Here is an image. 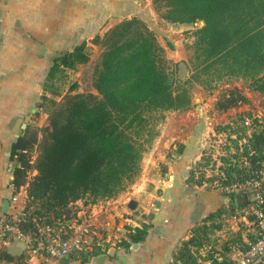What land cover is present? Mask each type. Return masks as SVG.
<instances>
[{
  "label": "trees",
  "instance_id": "16d2710c",
  "mask_svg": "<svg viewBox=\"0 0 264 264\" xmlns=\"http://www.w3.org/2000/svg\"><path fill=\"white\" fill-rule=\"evenodd\" d=\"M153 5L168 22L194 24L191 73L184 83L176 85L166 47L139 16L125 18L53 57L39 104L49 113V124L26 126L11 153L19 162L14 185L27 184L17 225L33 242L46 241L47 235L52 241L48 226L80 222L74 207L78 200L94 205L117 197L135 182L144 151L159 134L167 111L191 107L186 83L213 92L223 82L241 78L252 90L264 92V0H153ZM89 42L101 49L92 80L96 92L81 90L80 81L70 80L68 72L91 60ZM248 101L235 87L218 99L217 108L227 110ZM215 131L226 135L228 142L214 162L204 152L203 166L215 169L205 180L222 189L230 204L192 227L174 255L180 264H203L213 255L210 249L217 251L213 245L223 215H239L248 204L258 202L256 191L246 186L248 180H259L264 200V113L237 112ZM184 146L177 141L175 152L181 154ZM260 208L264 213V201ZM128 228L135 241L148 231L147 224ZM121 242L130 244L127 238ZM209 245L206 256H201L200 248ZM96 252L82 247L69 257L85 261ZM4 259L30 264L27 253L14 255L0 248V260Z\"/></svg>",
  "mask_w": 264,
  "mask_h": 264
},
{
  "label": "crops",
  "instance_id": "0c3cea01",
  "mask_svg": "<svg viewBox=\"0 0 264 264\" xmlns=\"http://www.w3.org/2000/svg\"><path fill=\"white\" fill-rule=\"evenodd\" d=\"M151 13H155L153 0H0V248L14 255L27 253L30 264H59L48 235L46 241L33 242L27 234L2 229L4 220L23 213L27 184L14 185L19 162L11 156L12 146L26 126L41 127L37 103L43 100L53 57L125 18L139 16L149 24ZM212 122L202 117L195 123L185 122L167 114L159 134L144 151L135 182L117 197L94 205L78 200L74 207L80 223L91 227L85 247L97 252L85 261L67 256L68 264H180L174 255L192 227L230 204L222 189L205 180L215 170L203 166L209 137L216 133ZM177 141L185 144L181 154L175 152ZM215 153L212 162L217 159ZM202 177L204 182L199 183ZM5 199L10 201L6 212ZM252 204L239 215H223V227L217 230L213 245L219 253L232 255L234 247L254 237L253 219L248 217ZM145 224L147 234L137 245L121 242L130 232L128 226ZM211 247H201V256ZM0 264L14 263L4 259Z\"/></svg>",
  "mask_w": 264,
  "mask_h": 264
},
{
  "label": "rangeland",
  "instance_id": "374dc122",
  "mask_svg": "<svg viewBox=\"0 0 264 264\" xmlns=\"http://www.w3.org/2000/svg\"><path fill=\"white\" fill-rule=\"evenodd\" d=\"M148 22L158 34L162 44L166 47L167 55L172 62L171 69L173 70L176 85L184 83L191 73L190 64L193 54L191 45L195 38L193 34L195 29L194 24L178 25L167 23L162 17H160L156 10L155 13H151ZM89 43L93 49L91 60L86 64L79 65L76 69L68 70L69 79L79 80V88L83 91L95 90L92 84L93 73L101 51L98 45H95L92 42ZM186 84L190 86V92L192 95L191 107L184 110L167 111L169 116L181 121L195 123L199 117H202L207 120H212L216 125H224L229 122L232 116H234L237 112L250 110L259 114L264 113V92L252 90L248 83L241 78H232L229 81L223 82L219 88L215 89L213 92L206 91L203 87L196 83ZM67 85L68 84H66V87ZM235 87L244 93L249 98V101L236 107H231L227 110L218 109V99H220L225 92ZM40 112L41 114L38 116L37 122L40 126L44 127L49 123V113L44 111L42 108H40ZM164 121L165 119L159 123L158 128H160V125ZM212 134L209 137L207 152L211 155L215 150V155H219L223 152L222 150L228 140L226 135H222L217 132L213 135ZM181 137H183V135ZM209 149L211 150L209 151ZM211 168L212 167L209 169ZM196 170H198V168ZM199 174L201 175L200 172ZM251 208H253V204Z\"/></svg>",
  "mask_w": 264,
  "mask_h": 264
},
{
  "label": "built area",
  "instance_id": "2783aa9c",
  "mask_svg": "<svg viewBox=\"0 0 264 264\" xmlns=\"http://www.w3.org/2000/svg\"><path fill=\"white\" fill-rule=\"evenodd\" d=\"M246 186L256 191L254 198L258 201L253 203V208L248 212L256 215V218L253 219L255 236L248 240L245 245L234 247L235 253L232 255L224 256L218 251L210 249L213 255L203 259V264H264V213L260 208V203L264 200L258 190L260 182L259 180H248ZM17 221L18 218L15 216L4 220L2 223L3 231L5 233L16 232L21 234ZM46 231L54 234L49 246L51 252L61 259L69 256L73 250L85 247L89 243L91 227L88 223L75 222L68 227L59 226L54 228L48 226Z\"/></svg>",
  "mask_w": 264,
  "mask_h": 264
},
{
  "label": "water",
  "instance_id": "95a60500",
  "mask_svg": "<svg viewBox=\"0 0 264 264\" xmlns=\"http://www.w3.org/2000/svg\"><path fill=\"white\" fill-rule=\"evenodd\" d=\"M42 98L44 97V95L41 96ZM37 105H39V102L37 103ZM36 110V108L34 109ZM26 124H24L25 126ZM9 205H10V201L8 199H5L4 200V207H3V210L6 212L8 209H9ZM109 228V227H108ZM123 231H127V228L126 227H123L122 228ZM126 238L129 242H131L132 244L134 245H137L138 242L135 241L133 239V237L130 235V234H126ZM59 264H68V258L67 257H62L60 260H59Z\"/></svg>",
  "mask_w": 264,
  "mask_h": 264
}]
</instances>
